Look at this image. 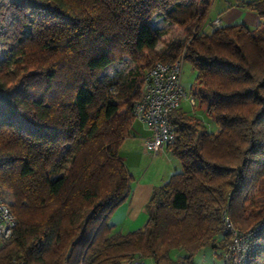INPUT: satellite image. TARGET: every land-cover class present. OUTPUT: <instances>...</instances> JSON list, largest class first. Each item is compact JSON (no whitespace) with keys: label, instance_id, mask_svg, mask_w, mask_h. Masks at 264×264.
Listing matches in <instances>:
<instances>
[{"label":"trees","instance_id":"trees-1","mask_svg":"<svg viewBox=\"0 0 264 264\" xmlns=\"http://www.w3.org/2000/svg\"><path fill=\"white\" fill-rule=\"evenodd\" d=\"M212 2L0 0V193L17 220L0 264H196L203 248L222 258L223 213L242 231L264 222V0H236L260 17L252 29H205ZM156 15L183 38L162 41ZM182 53L216 130L169 113L181 169L153 188L144 225L121 232L109 219L131 191L119 149L143 73ZM125 58L133 68L100 76ZM246 264H264V234Z\"/></svg>","mask_w":264,"mask_h":264},{"label":"built area","instance_id":"built-area-1","mask_svg":"<svg viewBox=\"0 0 264 264\" xmlns=\"http://www.w3.org/2000/svg\"><path fill=\"white\" fill-rule=\"evenodd\" d=\"M218 25V20L213 21ZM183 53L171 62H156L143 73L139 85V97L132 106L134 118L145 123L149 135L143 140L144 149L157 154L174 139L169 122V113L181 106L186 99L191 109L197 99L187 94L181 84ZM228 242L222 253L223 264H246L260 244L264 234V222L246 231L236 228L225 213L221 215ZM17 220L9 203L0 194V243L9 239L14 232ZM121 264H146L139 256L125 259Z\"/></svg>","mask_w":264,"mask_h":264},{"label":"crops","instance_id":"crops-1","mask_svg":"<svg viewBox=\"0 0 264 264\" xmlns=\"http://www.w3.org/2000/svg\"><path fill=\"white\" fill-rule=\"evenodd\" d=\"M216 19L218 20V25L242 24L251 29L262 23L256 12L237 6L236 0H213L210 8V21L212 22ZM211 22L205 23V29L210 28ZM135 122L143 125V132L141 131L139 133L140 129L134 130L130 135L140 140L139 143L143 152L149 153L143 147V140L149 135V131L145 123L137 119H135ZM149 154H151L150 158L152 159L149 163V167L143 170V168L137 166L135 168L136 173L129 170L133 176L130 194L124 202L117 206L109 219V223L114 225L115 229L121 232L132 231L144 225L148 217L146 203L149 200L153 188L167 181L173 173L181 169L179 160L172 156L166 150V147L157 154ZM148 168L152 170V175H143V173L147 172ZM180 252L181 251L178 249H173L170 251V255L176 256L180 254ZM208 255L211 256L214 264H219V262L215 260L216 256L213 252L209 253V251L204 248L194 256L195 263L213 264L211 261L209 262L210 257ZM147 264H152V262ZM220 264H223L222 258Z\"/></svg>","mask_w":264,"mask_h":264},{"label":"rangeland","instance_id":"rangeland-1","mask_svg":"<svg viewBox=\"0 0 264 264\" xmlns=\"http://www.w3.org/2000/svg\"><path fill=\"white\" fill-rule=\"evenodd\" d=\"M213 21L211 22V25H213ZM151 23H152V26L157 29L162 41H166L168 39H182L183 38V28L178 27L173 24H169L168 22H165L160 15L154 16L152 18ZM155 49L157 51H160L162 49V43L161 42L157 43ZM129 68H133V64L127 58H125L122 61L113 62L109 64L106 68L103 69L100 76L102 78H105L106 76L111 77V76L117 75L118 73L125 72ZM195 75H196V72L192 68L190 62L184 59L182 63V71H181V84H182L184 91L187 94L191 93L190 91L194 86ZM181 107L186 110L192 111L197 116H200V118L206 124L208 129L216 130L215 122L209 116L206 107L198 104V100H197V105H195L194 108L191 109V106L190 104H188V101L186 99H182ZM142 126L143 125H140V123L134 122L131 127V133L134 130H139V129H140L139 131L140 133L143 129ZM139 141L140 140L138 138H134L130 135L129 138L128 137L126 138L125 142L120 146V149H119L122 158L124 159L127 167L129 168L131 172H135V168L137 166H140L144 170L145 168L149 167L150 165L149 163L152 160L150 158L151 154L143 152L141 150ZM151 171L152 170L148 168L147 172L143 173V175H152ZM0 194L7 202H10L11 197L8 191L3 190V192H1ZM205 249L209 251V253L213 252L210 247L205 248ZM214 255L216 256L215 260H217V262H219L220 264L221 258H219L216 254ZM208 256L210 257L209 262L211 261L213 263L214 261L211 259V256L210 255ZM148 262L151 263V260H148Z\"/></svg>","mask_w":264,"mask_h":264}]
</instances>
